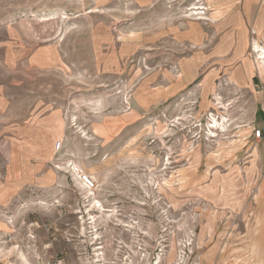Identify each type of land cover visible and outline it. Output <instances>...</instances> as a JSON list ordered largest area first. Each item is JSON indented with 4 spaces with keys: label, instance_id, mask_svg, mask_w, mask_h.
Returning <instances> with one entry per match:
<instances>
[{
    "label": "rangeland",
    "instance_id": "rangeland-1",
    "mask_svg": "<svg viewBox=\"0 0 264 264\" xmlns=\"http://www.w3.org/2000/svg\"><path fill=\"white\" fill-rule=\"evenodd\" d=\"M257 2L0 0V264H264Z\"/></svg>",
    "mask_w": 264,
    "mask_h": 264
},
{
    "label": "built area",
    "instance_id": "built-area-1",
    "mask_svg": "<svg viewBox=\"0 0 264 264\" xmlns=\"http://www.w3.org/2000/svg\"><path fill=\"white\" fill-rule=\"evenodd\" d=\"M251 129V135L255 140H257L258 142L264 141V122L262 125H253ZM83 182L87 188H92L95 185L94 180L89 175L83 176Z\"/></svg>",
    "mask_w": 264,
    "mask_h": 264
},
{
    "label": "crops",
    "instance_id": "crops-1",
    "mask_svg": "<svg viewBox=\"0 0 264 264\" xmlns=\"http://www.w3.org/2000/svg\"><path fill=\"white\" fill-rule=\"evenodd\" d=\"M259 2H262V7L260 12L257 14L255 18H253L255 24L259 25V31L260 34L264 36V0H258ZM257 2L256 4H258Z\"/></svg>",
    "mask_w": 264,
    "mask_h": 264
},
{
    "label": "bare ground",
    "instance_id": "bare-ground-1",
    "mask_svg": "<svg viewBox=\"0 0 264 264\" xmlns=\"http://www.w3.org/2000/svg\"><path fill=\"white\" fill-rule=\"evenodd\" d=\"M254 44H255L254 45V51L258 52L260 54V58L263 59L261 66L264 68V50H263V47H261L257 42H255ZM214 127L221 128V127H224V125L222 123H219V121L215 120Z\"/></svg>",
    "mask_w": 264,
    "mask_h": 264
}]
</instances>
